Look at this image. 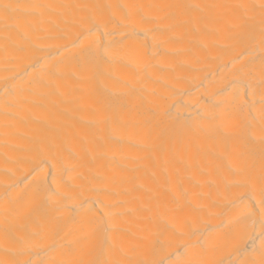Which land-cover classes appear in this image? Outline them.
<instances>
[{
    "label": "bare ground",
    "instance_id": "6f19581e",
    "mask_svg": "<svg viewBox=\"0 0 264 264\" xmlns=\"http://www.w3.org/2000/svg\"><path fill=\"white\" fill-rule=\"evenodd\" d=\"M0 264H264V0H0Z\"/></svg>",
    "mask_w": 264,
    "mask_h": 264
}]
</instances>
